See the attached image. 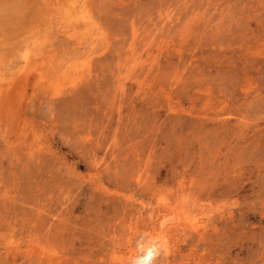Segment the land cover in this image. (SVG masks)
<instances>
[{
  "label": "rangeland",
  "instance_id": "374dc122",
  "mask_svg": "<svg viewBox=\"0 0 264 264\" xmlns=\"http://www.w3.org/2000/svg\"><path fill=\"white\" fill-rule=\"evenodd\" d=\"M161 213L165 264H264V0H0V264Z\"/></svg>",
  "mask_w": 264,
  "mask_h": 264
},
{
  "label": "bare ground",
  "instance_id": "6f19581e",
  "mask_svg": "<svg viewBox=\"0 0 264 264\" xmlns=\"http://www.w3.org/2000/svg\"><path fill=\"white\" fill-rule=\"evenodd\" d=\"M178 200H176V202H178ZM167 204L168 203H166L165 198L161 197L159 199V205L162 208H166ZM160 210L162 209L160 208ZM179 218H181V216H179ZM167 220H168V214L161 213L158 215V218L155 221V225L152 226L149 230L146 229L145 231H136L134 233L136 237L135 238L131 237L129 239L126 251L124 252L120 251L122 254V257L120 258L123 259L119 263L151 264V263H157L158 259L162 258V263L165 264L169 260L172 250V248H170V246L167 244V236L165 235L166 234L165 232H167L166 229L168 227Z\"/></svg>",
  "mask_w": 264,
  "mask_h": 264
}]
</instances>
